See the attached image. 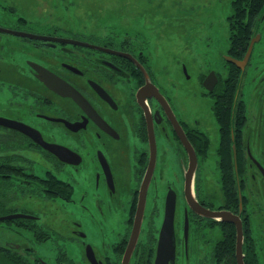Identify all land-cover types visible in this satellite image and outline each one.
I'll return each instance as SVG.
<instances>
[{"label":"flooded vegetation","instance_id":"1","mask_svg":"<svg viewBox=\"0 0 264 264\" xmlns=\"http://www.w3.org/2000/svg\"><path fill=\"white\" fill-rule=\"evenodd\" d=\"M162 7L141 15L146 21L154 15L158 25H164ZM191 8L194 4L187 12ZM9 11L14 20L0 16L4 28L0 30V93L6 96L0 117L10 124L23 123L44 141L68 150L56 153L30 133L0 123V174L10 175L15 183L11 188L19 190L7 200L11 190L4 179L3 205L12 210L6 214L32 215L13 220H34L57 234L53 226L39 221V210L33 207L40 209L38 198L54 205L59 198L64 206L71 204L80 211H92L94 206L96 213L89 224L97 241L73 215L76 209L66 210L67 224L58 232L67 242L79 243L82 250L76 257L79 263L63 249L62 264H123L129 249L127 264H239L237 223L243 230L244 264H264V220L259 218L264 213V66L243 84L254 48L243 67L228 58L244 59L251 40L260 34L262 18L244 51L237 49L236 42L232 44L230 33L228 38L217 34V43L224 48L218 51L215 63L201 72V102H211L215 121L210 115L200 121L199 95L194 92V113L189 116L177 107L165 84L173 70L175 76L170 80L192 77L191 67L181 62V55L190 52L181 54L175 47L172 54V49L158 42L153 46L154 38L133 29L129 35L114 30L107 34L102 29L96 33L86 27H45L38 25L36 15L28 18L17 8ZM143 27L150 32L148 26ZM187 27L191 32L197 29ZM210 38L208 45L213 43L212 34ZM194 39L184 50L193 47ZM172 87L176 90V83ZM232 95L234 116L230 121L219 108L223 102L230 109ZM242 107L244 113H239ZM191 153L197 166L187 184ZM152 157L155 165L145 199L144 182ZM169 161L174 163L171 179L163 182L161 195L159 192L151 201L152 184L169 175ZM204 161L209 162L205 176ZM59 173L73 177L63 178ZM75 173L81 177L78 181ZM46 174L44 181L51 184L56 176L62 183L44 186L47 182L38 177ZM186 187L203 207L226 212L228 219L205 216L191 207ZM143 199L140 229L131 243ZM174 199V211L167 214V203ZM106 234L112 239L107 240ZM230 237L233 248L227 241ZM26 252L38 260L29 246Z\"/></svg>","mask_w":264,"mask_h":264},{"label":"rangeland","instance_id":"2","mask_svg":"<svg viewBox=\"0 0 264 264\" xmlns=\"http://www.w3.org/2000/svg\"><path fill=\"white\" fill-rule=\"evenodd\" d=\"M149 1L152 0H0V16L5 21L14 20L15 18L9 16L8 13L10 9L17 8L28 18L36 15L40 19L38 25L45 27H71L75 30H78V28L83 30L86 27L88 30L96 33L102 29L103 32L107 31V34L111 30H114L116 32L125 31V34L129 35L130 30L133 29L135 32L150 35L151 39L154 38L156 42L152 43L153 46H157L160 43V46L165 45L167 49H172V54L174 53L173 50L175 49L173 48L175 47H178V53L184 54L186 51L190 52L189 54L181 55V62H186L188 68L191 67L189 74L192 77L189 79L170 80V78L175 76V71L173 70L172 76L168 77V80L166 79L165 81L166 88L174 96L177 107L189 116H191V112L194 113L192 106L194 92L198 94L200 99V121L207 120V115H210L213 121H215L211 111V102L207 100L201 102V72L215 63L214 58H216L218 51L224 48V45L217 43V34L224 35L226 38L229 37L228 18L232 14V0H154L152 5L148 4ZM191 4H194V8H191L187 12ZM160 5L163 6L161 11L166 14V16H162L163 19L161 18L162 24L164 25H158L160 21L156 22L155 20L159 18L154 15L146 17L150 21H146L145 17L141 15L149 12L152 13V10ZM4 11L7 12V16L2 15ZM179 14L180 16H178ZM144 25L148 26L150 32L143 27ZM177 25H181L180 28L176 27ZM153 26H155V30H152ZM187 26H194L197 29L191 32V29ZM176 29H179L177 33L175 32ZM186 29H188L187 32ZM195 32L196 34L194 35ZM259 33L261 34V39L254 46L250 63L243 76V84H246L254 76L257 69L264 66V16L259 25ZM211 34L213 43L208 45L207 42L211 40ZM193 36L195 37L193 47L184 50L186 45H190ZM197 73L200 75H196ZM173 83H176V90L172 87ZM5 97V94L0 93V105L3 102L2 99ZM250 104L251 101H248V106ZM34 156L41 158L39 153H35ZM168 164L169 175L166 174L165 177L164 174L163 181H154L152 184L150 193L151 201L157 197L159 192L161 195L160 190L163 182L171 179L170 170L174 163L171 165V161H169ZM208 164V161H204L203 166H201L204 170V176L206 170L209 168ZM38 169L41 168L38 167ZM59 175L63 178L73 177L67 173H59ZM74 177L77 181L81 178L79 177V173H75ZM16 189L19 191L18 188ZM16 189L9 187L11 191L7 194V200L10 196L14 197ZM102 189L103 186H101L100 190ZM78 196L79 184L77 183L76 197ZM26 200L28 199L25 198L24 202ZM38 200L41 203L39 205L40 209L36 205L33 207H37V210H39L37 212V215L41 216L39 221L53 226V231L57 234L47 240L39 241L35 238V232L38 234L35 230L37 229L34 225L35 223L10 219L0 222V245L12 246L20 244L16 250L20 254L28 256L33 264L38 263H36L37 261L32 255V252L31 254L26 252V247L28 246L33 249L35 256L37 255L43 258L48 263L56 264L59 260L62 263L64 259L62 255L64 253H61V249H64V251L67 250L68 254L80 263L81 260L79 261L76 257L82 250L81 246L79 243L74 245V243L67 242L65 237L59 234L58 230L61 229L62 232L63 226L67 224L66 210L71 212L76 209L73 215L87 225L86 231L89 232L90 238L97 241L94 228L89 224V218L92 217L93 213H96L95 207H92V211L84 209L80 211L71 204L64 206L63 201L59 198L56 199L55 205L51 200L46 201L41 198H38ZM86 201L89 203L88 199ZM31 204L32 201L27 205L31 206ZM4 210L5 212L3 214L10 211L7 209ZM259 218L264 220L263 212L262 215H259ZM106 239L109 240L112 238L106 234ZM183 262H185L184 259Z\"/></svg>","mask_w":264,"mask_h":264},{"label":"trees","instance_id":"3","mask_svg":"<svg viewBox=\"0 0 264 264\" xmlns=\"http://www.w3.org/2000/svg\"><path fill=\"white\" fill-rule=\"evenodd\" d=\"M231 7H232V14L231 16H229L230 26H231L230 28L231 42L232 44L236 42L237 49H241V51H244L248 47L249 38L251 37L252 33H254V30H255L254 27L259 22V19L262 18L261 12L264 8V0H233ZM233 98H234V95L231 96V101L229 102L230 109H228V103L225 104L223 102L221 103L220 108H219L223 112L226 111L227 116H228L227 120H229L230 118V121L231 119L233 120V116H234V111L232 108ZM215 112L217 115V106L215 107ZM240 112L244 113L243 107L239 110V113ZM218 119L220 122H222L220 112L218 113ZM229 130H230V126H229ZM46 177H47V174L44 177L43 176L38 177V180H40V182H43L44 178ZM53 177L56 178V181L51 182V184L50 182L44 181V182H47V183H43L44 186H47V184L51 186H58L59 184L62 183V181L59 180L56 176H53ZM4 179L8 180L7 181L8 187H11L12 184L14 183V181L11 180L10 175L2 176L0 174V216L4 215L3 214L5 212L4 209H6L2 201ZM7 210H10L9 212L12 211L10 208H8ZM4 221H7V220H0V222H4ZM22 221L36 223V221L29 220V219L22 220ZM34 225L37 228V229L35 228L34 229L38 232V234H36L35 232V238L37 240L44 241V240L51 238V236H53V233H51L50 231L46 229H43L39 223L34 224ZM227 241L230 244V248H231V245L233 248V241H231V237ZM60 251L62 253L63 250L61 249ZM60 254H59V257H60ZM36 263L41 264L38 261ZM0 264H33V263L29 260L28 256H24L23 254H20L18 250H15L9 246L0 245ZM56 264H62L61 260L57 261Z\"/></svg>","mask_w":264,"mask_h":264},{"label":"water","instance_id":"4","mask_svg":"<svg viewBox=\"0 0 264 264\" xmlns=\"http://www.w3.org/2000/svg\"><path fill=\"white\" fill-rule=\"evenodd\" d=\"M260 21V19H259ZM259 22L257 23V26H258ZM256 26V28H257ZM0 30H4L3 27H0ZM15 33H21V32H15ZM260 38V34H257V36H255L251 42H250V45H249V48H248V51L244 57V59H236L232 56H228V58L230 59L231 62L237 64L238 66L240 67H243L246 62L248 61L249 57H250V54L252 52V49L254 47V44L257 40H259ZM47 83H50L49 80H45ZM60 82L63 83L64 86H68L69 88L75 90L73 87H71V85H69L68 83L60 80ZM163 100L168 104L167 100H165L163 98ZM0 123H4V124H7V125H10L12 127H16V128H19V129H22L28 133H30L34 138L37 139L38 142L42 143L44 146H46L47 148H49L50 150L56 152V153H60V154H63L64 152L67 153V150L64 146H61V145H58V144H53V143H48L46 141H44L41 137V135H39L40 137H38L33 129H30L29 127H27L26 125H24L23 123H20V122H16L15 124L12 123L10 124L9 123V120L7 119H4V118H1L0 117ZM35 132H38V131H35ZM40 134V133H38ZM152 147H153V153L155 154L156 153V146L154 143H152ZM155 159H156V156H155ZM155 160H153V157H152V162H151V168L149 170V173L147 174L146 176V179H145V182H144V189H143V198L146 199L145 197V193H146V190L148 188V185H149V182H150V179H151V175H152V171H153V168H154V165H155ZM197 166V158L196 156L192 155L191 153V158H190V170L188 173H186V178H187V184L189 182V179H193V175H194V171H195V168ZM186 197H187V200L190 204L191 207H193L194 209H196L199 213L205 215V216H216V217H219L220 219H228L226 218L227 217V213L226 212H221V211H211L205 207H203L197 200V198L195 197V195L193 194V192H191L190 190L187 189L186 187ZM174 202H175V199L174 201L172 202H168L167 203V214L168 213H173L174 211ZM144 199L142 201V204H141V210H139L138 212V215H137V219H136V223H135V227H134V236L132 238V241L131 243L133 242V239L137 237V234L139 232V229H140V225H141V217H142V213H143V210H144ZM19 216H23V217H32L31 215H27V214H23V213H16V214H8V215H3V216H0V220H4V219H10V218H15V217H19ZM173 224V223H172ZM237 227H238V237H237V257H238V261H239V264H244V261H243V257H242V245H243V230L241 228V224L240 223H237ZM172 234H173V226H172ZM167 235V233H165L163 236L165 237ZM163 249L165 248V246H162ZM130 250V249H129ZM127 251L126 253V256H125V260H124V263L123 264H127L129 258H128V253H130L131 251ZM88 256L89 258L92 260L89 252H88ZM40 258V257H39ZM40 260L43 262V264H49L47 263L46 261H44L42 258H40Z\"/></svg>","mask_w":264,"mask_h":264}]
</instances>
